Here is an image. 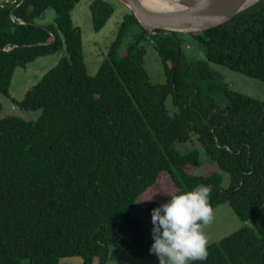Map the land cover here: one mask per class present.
Segmentation results:
<instances>
[{"label": "trees", "instance_id": "trees-1", "mask_svg": "<svg viewBox=\"0 0 264 264\" xmlns=\"http://www.w3.org/2000/svg\"><path fill=\"white\" fill-rule=\"evenodd\" d=\"M79 1L0 6V93L9 95L17 67L66 52L16 102L40 110L35 120L0 117V264H60L72 256L103 264L115 243L144 256L152 239L145 222L131 216L136 198L147 196L151 212L201 184L211 187L212 209L226 202L252 224L209 244L203 264H264V101L229 88L208 66L264 81V0L218 25L174 34L148 31L128 8L94 75L71 18ZM48 8L55 27L36 23ZM89 9L98 31L115 6L90 0ZM132 26L133 40L119 54ZM184 35L204 59L182 52ZM144 42L157 51L165 82H151ZM194 139L215 170L189 171L200 165L199 151L181 152L175 143ZM219 171L227 173V187Z\"/></svg>", "mask_w": 264, "mask_h": 264}, {"label": "rangeland", "instance_id": "rangeland-1", "mask_svg": "<svg viewBox=\"0 0 264 264\" xmlns=\"http://www.w3.org/2000/svg\"><path fill=\"white\" fill-rule=\"evenodd\" d=\"M113 3L115 10L105 25L98 31L93 29L91 13L89 9L90 0H80L71 11L72 22L81 30L83 42L84 61L87 66L88 73L94 75L100 63L104 59L110 43L115 39L118 24L121 22L124 12L128 6L120 0H108ZM257 2V1H256ZM37 24L48 25L55 27V11L48 8L40 17L36 19ZM136 31V26H132L128 34L123 38L119 48L121 54L127 44L133 40V34ZM182 32H195L199 30H181ZM146 48L144 56V67L149 74L152 83L165 82V75L162 63L157 51L151 43H143ZM182 52L194 58L204 59L202 47L190 36L184 35L181 42ZM66 54L65 50H59L53 54L38 56L26 67H17L11 79L9 87V95L5 96L0 93V117L7 114H13L25 120H35L39 114L38 111H27L20 108L16 102L20 101L26 91L35 85L43 76V74L53 67L57 61ZM209 69L220 78V81L229 88L249 95L255 99L264 101V81L247 76L239 71L230 69L227 66L208 62ZM14 105V108H11ZM165 106L170 115H173L177 108L172 103L170 95L165 98ZM194 138V137H193ZM176 149L181 152L190 149L199 151L200 165L191 167L190 172L202 174L209 170H215V164L212 163L205 155L202 148L195 141L188 143L176 142ZM223 176L222 186H228V175L221 172ZM148 197L139 195L136 198L134 207L132 208L131 216L141 219L146 226L151 229V212L147 209ZM242 226L251 227L249 221H242L233 211L228 203H221L213 209L212 220L204 225V232L209 237V244L217 242L221 238L231 234ZM95 260L94 264H97ZM60 264H82L79 256L65 257L60 260ZM103 264H158V259L155 254L149 252L141 257H134L124 252L119 244L110 246L107 260Z\"/></svg>", "mask_w": 264, "mask_h": 264}, {"label": "clouds", "instance_id": "clouds-1", "mask_svg": "<svg viewBox=\"0 0 264 264\" xmlns=\"http://www.w3.org/2000/svg\"><path fill=\"white\" fill-rule=\"evenodd\" d=\"M211 187L197 185L171 195L166 203L151 209L149 252L158 264H203L208 257L209 237L204 232L213 217Z\"/></svg>", "mask_w": 264, "mask_h": 264}, {"label": "water", "instance_id": "water-1", "mask_svg": "<svg viewBox=\"0 0 264 264\" xmlns=\"http://www.w3.org/2000/svg\"><path fill=\"white\" fill-rule=\"evenodd\" d=\"M134 13L139 23L148 31L170 32L196 30L218 25L246 9L248 0H189L184 6L155 8L141 0H120ZM179 54V53H178Z\"/></svg>", "mask_w": 264, "mask_h": 264}, {"label": "bare ground", "instance_id": "bare-ground-1", "mask_svg": "<svg viewBox=\"0 0 264 264\" xmlns=\"http://www.w3.org/2000/svg\"><path fill=\"white\" fill-rule=\"evenodd\" d=\"M144 4L155 7V8H170L175 6H184L185 3L189 0H141ZM258 0H248L247 6L254 4ZM188 29L196 30L198 27L191 26L187 27Z\"/></svg>", "mask_w": 264, "mask_h": 264}, {"label": "built area", "instance_id": "built-area-1", "mask_svg": "<svg viewBox=\"0 0 264 264\" xmlns=\"http://www.w3.org/2000/svg\"><path fill=\"white\" fill-rule=\"evenodd\" d=\"M5 3H16V0H0V6H4ZM14 105H11V108H14Z\"/></svg>", "mask_w": 264, "mask_h": 264}]
</instances>
